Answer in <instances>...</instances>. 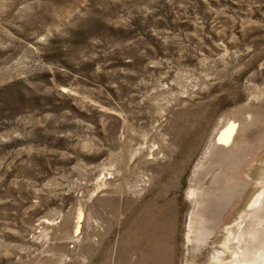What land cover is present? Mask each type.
I'll return each mask as SVG.
<instances>
[{
    "label": "rangeland",
    "instance_id": "374dc122",
    "mask_svg": "<svg viewBox=\"0 0 264 264\" xmlns=\"http://www.w3.org/2000/svg\"><path fill=\"white\" fill-rule=\"evenodd\" d=\"M262 191L264 0H0V264L226 263Z\"/></svg>",
    "mask_w": 264,
    "mask_h": 264
},
{
    "label": "bare ground",
    "instance_id": "6f19581e",
    "mask_svg": "<svg viewBox=\"0 0 264 264\" xmlns=\"http://www.w3.org/2000/svg\"><path fill=\"white\" fill-rule=\"evenodd\" d=\"M188 196H189V198L195 200L196 191L194 189H190V191L188 192ZM263 202H264V191H262L261 193H259L256 196V198L250 204L248 212L246 214H243L240 218V221L237 222L235 224V226L232 227V229H234L233 231L235 233V235L233 234L234 235L233 241L231 240V241L225 242V243H227L228 245L231 244L228 247L229 248L228 252L233 254V256H232L233 259H231L229 262L222 263V264H264V258L262 260H260L259 262L256 261L257 263L255 261H253V258H252L254 256L253 254L259 248L258 246H260V245H262V243H264V232L262 235L261 234L259 235L260 230L258 229L260 226V229L264 230V216L261 215L260 219L258 217L256 220H254L250 215L251 211H253L257 208H260L262 206ZM263 208H264V205H263ZM243 222H244V224H242ZM190 226H192V225L190 224ZM188 227H189V225H188ZM256 230H258V231H256ZM240 233H242V236H241V239H242L241 242L242 243H240V240H238L240 237ZM237 240H238V242H237ZM230 242H232V243H230ZM239 243L241 244V246L239 245ZM232 247L235 250L232 249Z\"/></svg>",
    "mask_w": 264,
    "mask_h": 264
}]
</instances>
